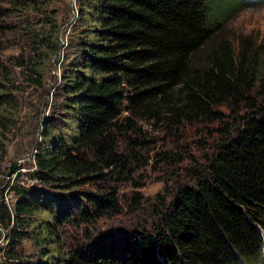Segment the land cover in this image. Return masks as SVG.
I'll return each instance as SVG.
<instances>
[{"label": "trees", "instance_id": "1", "mask_svg": "<svg viewBox=\"0 0 264 264\" xmlns=\"http://www.w3.org/2000/svg\"><path fill=\"white\" fill-rule=\"evenodd\" d=\"M43 4L11 0L0 10L2 129L3 111L16 105L11 68L41 86L60 49ZM242 7L238 0H82L31 153L36 183L10 185V207L0 192L8 232L0 264H264V37L223 34ZM9 13L16 24L4 22ZM14 30L19 52L4 61L10 43L1 41ZM210 123L214 146L205 162L177 157L191 164L182 167L186 182L174 153L154 154L174 180L153 202L145 199L153 220L99 232V220L123 211L116 187L139 188L133 175L155 143L143 125L178 141L184 126ZM142 202L134 191L125 209L139 213ZM62 228L80 237L62 242ZM23 238L36 248L34 260L21 259Z\"/></svg>", "mask_w": 264, "mask_h": 264}, {"label": "rangeland", "instance_id": "2", "mask_svg": "<svg viewBox=\"0 0 264 264\" xmlns=\"http://www.w3.org/2000/svg\"><path fill=\"white\" fill-rule=\"evenodd\" d=\"M8 1L0 0V10L9 9ZM44 2L43 6L46 9V16L50 13L54 14V19L57 25V36L59 39V52L55 55L53 60L46 64L45 75L41 81V86H37L34 82L29 81L25 76H21L17 67H12L11 72L14 73L16 80L14 85L16 89L12 91L15 96L16 105L12 109L4 112L9 118L5 121L6 128L0 127V192L2 193L3 202L9 207L12 205L14 195L9 189L10 185L16 183L24 184L26 186L36 183L30 179L28 173L33 170L31 153L34 145L39 142L40 133L39 127L43 120L46 118L48 112L51 111L53 104L52 90L61 81L60 79V66L64 62V54L69 52L72 48L70 39L74 40L77 26L75 22L77 10L82 0H41ZM243 3V7L239 12H235L227 21L224 27L223 34L231 37L240 33H245L251 38L261 39L264 37V0H238ZM51 11V12H50ZM37 16L35 18L38 19ZM33 19V18H32ZM4 22L8 25H14L18 20L11 13L5 16ZM72 25V26H71ZM16 30L6 33L1 42L10 43V45L2 51L1 58L6 61L11 56H16L19 49L16 45L17 37ZM13 33V34H11ZM8 64V63H7ZM52 92V93H51ZM51 93V95H50ZM220 110L225 116V120L230 122L231 117L224 107ZM227 118V119H226ZM216 123L205 125H190L184 126L179 130L178 141L174 138H166L162 131H153L147 126L143 125V129H147L154 137L155 143L149 147L148 158L145 162L137 168L133 177L134 182L139 185V188L133 189L128 183H123L116 187L117 198L125 204L122 206V213L110 219H101L96 224L99 232L105 231L109 227H117L127 230L128 227L138 225L139 223L153 220L151 215L150 206H147L144 201H154L156 195L163 194L165 189L169 187L172 180H169L167 174V163L156 160L154 154L161 152L174 153L175 166H181L180 171L177 169L178 180L186 182L187 177L181 173L182 167L190 166L191 164L186 160L177 163V157H184L189 154L194 158L195 162L201 164L205 162V158L211 154L213 148V139L206 138L207 130L210 131ZM207 127V129H206ZM216 134L213 135V138ZM175 141L177 143H175ZM172 144V148L168 144ZM182 145V148H180ZM12 163L17 164L13 173L7 175L8 169ZM173 166V165H172ZM16 174V175H15ZM111 184V182L109 181ZM130 185V186H129ZM8 186V187H7ZM84 190L94 191V188L87 186ZM137 192L143 198V204L139 213L127 211V201L133 192ZM127 199V200H125ZM151 216V217H150ZM146 223V224H147ZM7 230L0 226V245L3 241V235L7 234ZM3 234V235H2ZM80 237L78 231L62 228L61 239L62 242L69 241V238ZM5 238V237H4ZM18 253L21 252V259H32L36 257V248L31 240L23 238L20 240L19 246L16 248Z\"/></svg>", "mask_w": 264, "mask_h": 264}, {"label": "water", "instance_id": "3", "mask_svg": "<svg viewBox=\"0 0 264 264\" xmlns=\"http://www.w3.org/2000/svg\"><path fill=\"white\" fill-rule=\"evenodd\" d=\"M16 165H17V164H15V163H12V164L10 165V167H9V169H8V172H7V175H10V174L13 173V170H14V168H15Z\"/></svg>", "mask_w": 264, "mask_h": 264}, {"label": "built area", "instance_id": "4", "mask_svg": "<svg viewBox=\"0 0 264 264\" xmlns=\"http://www.w3.org/2000/svg\"><path fill=\"white\" fill-rule=\"evenodd\" d=\"M3 245V242L1 243V246Z\"/></svg>", "mask_w": 264, "mask_h": 264}]
</instances>
